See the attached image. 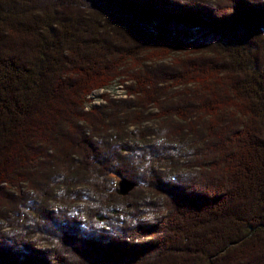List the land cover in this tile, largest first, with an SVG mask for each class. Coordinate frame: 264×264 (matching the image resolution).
I'll return each instance as SVG.
<instances>
[{
    "label": "trees",
    "instance_id": "trees-1",
    "mask_svg": "<svg viewBox=\"0 0 264 264\" xmlns=\"http://www.w3.org/2000/svg\"><path fill=\"white\" fill-rule=\"evenodd\" d=\"M0 264H264V0H0Z\"/></svg>",
    "mask_w": 264,
    "mask_h": 264
},
{
    "label": "rangeland",
    "instance_id": "rangeland-1",
    "mask_svg": "<svg viewBox=\"0 0 264 264\" xmlns=\"http://www.w3.org/2000/svg\"><path fill=\"white\" fill-rule=\"evenodd\" d=\"M166 62V61H165ZM129 81L125 84L122 85V83L120 84V82L118 81H115L110 87H108L107 89H104V90H96L94 91L91 95H89L86 99L88 100L86 103V106L88 107H94V106H101V108H103V106L105 105V102H106V99H110L112 101H118L119 100H126L128 98H130L126 91L124 89H122V86H125V85H129ZM152 113H156L157 111L155 110H151ZM148 119V118H147ZM148 122V123H147ZM147 122H145L146 124H143L144 126H142L140 128V130L142 131H145V132H148V130L146 131V129H151L152 133L154 134L155 131H153L157 124L156 122L153 123L151 122L150 120H148ZM143 128H145V130H143ZM133 129V128H131ZM156 130V129H155ZM153 134H148L145 138V142H139L138 143V149H139V152L145 157V159L147 160V166L143 165L141 167H137L136 170L139 172V178L132 181L133 179L129 180L131 182H134L136 184V187L138 185H140L141 188H145L147 187L148 185H151L154 181H155V178H156V173H160L162 174L163 176H168L170 174H172L170 172V170L167 169L166 167V170L165 168H163V165L158 162H152L151 163V156L155 155L157 156L159 159L162 160L163 157H165V154H167L168 152V155L169 152L172 150L173 152L174 151H185L183 147H178V146H181V145H176L175 142H174V138H172V141L170 142H167V141H163V140H156L155 138L152 137ZM171 138V137H170ZM139 144H141L139 146ZM177 148H174L176 147ZM174 148V149H173ZM127 149L125 148H119V152L121 154L122 157H125L129 154L128 151H126ZM181 163V162H180ZM152 165V166H151ZM138 166V165H137ZM145 167V168H144ZM139 168H141V170H139ZM150 170L151 172L153 173H150ZM122 179H126V178H120L119 176H116V190L118 189V182ZM139 182H142V184H140ZM135 187V188H136ZM134 188V189H135ZM23 191V190H22ZM21 191V192H22ZM30 193V190H28ZM133 191V190H132ZM26 192V191H24ZM57 191H54L53 194H55ZM131 194V191L128 195ZM127 195V196H128ZM126 197V196H125ZM62 204H59V203H55L53 201H50L47 203L48 205V209L50 212H57L59 210H64V211H67L68 213L71 211V208L73 207L74 204H69V203H65V202H62ZM79 206L82 205V203H79L78 204ZM22 220L25 221L24 217H22ZM35 238H33V240H35ZM41 251L43 250L42 246H41Z\"/></svg>",
    "mask_w": 264,
    "mask_h": 264
},
{
    "label": "water",
    "instance_id": "water-1",
    "mask_svg": "<svg viewBox=\"0 0 264 264\" xmlns=\"http://www.w3.org/2000/svg\"><path fill=\"white\" fill-rule=\"evenodd\" d=\"M135 187H136V184L134 182H131L127 179H122L118 182V189L116 193L119 196L125 197L130 193V191L134 190Z\"/></svg>",
    "mask_w": 264,
    "mask_h": 264
}]
</instances>
